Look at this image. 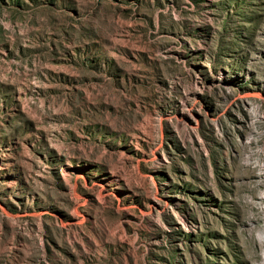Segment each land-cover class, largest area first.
Returning <instances> with one entry per match:
<instances>
[{"label": "rangeland", "instance_id": "rangeland-1", "mask_svg": "<svg viewBox=\"0 0 264 264\" xmlns=\"http://www.w3.org/2000/svg\"><path fill=\"white\" fill-rule=\"evenodd\" d=\"M0 264H264V0H0Z\"/></svg>", "mask_w": 264, "mask_h": 264}]
</instances>
